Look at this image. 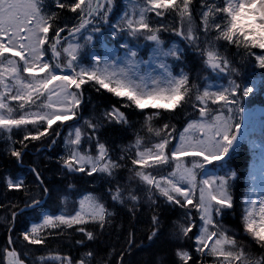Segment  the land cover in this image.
<instances>
[{"label":"snow or ice","instance_id":"obj_1","mask_svg":"<svg viewBox=\"0 0 264 264\" xmlns=\"http://www.w3.org/2000/svg\"><path fill=\"white\" fill-rule=\"evenodd\" d=\"M261 90L264 0H0V264H264Z\"/></svg>","mask_w":264,"mask_h":264},{"label":"rangeland","instance_id":"obj_2","mask_svg":"<svg viewBox=\"0 0 264 264\" xmlns=\"http://www.w3.org/2000/svg\"><path fill=\"white\" fill-rule=\"evenodd\" d=\"M140 54L142 56L146 57L147 56V49L141 48ZM249 73H250V70L245 71V77H244L245 80L249 79ZM255 74H256V72H255ZM211 83L216 84V83H220V81H211ZM253 86L255 87V85H253ZM262 91H260L258 94H255V95L250 94V97L247 98V106L249 108H254L257 111H264V91L263 92ZM148 146H150V144H148ZM240 148L241 149L245 148V150L248 151L247 155L245 157H243L244 159L245 158L247 159V160L245 159L247 162V165L245 167L246 171H245V174L242 178V183H244L248 187L249 197L254 198L258 194L252 191V181H253L254 176H255V174L258 171V168L260 166V160L258 158V154L261 151V148L257 147V141L255 138H251L247 144L241 145ZM249 152H250V155H249ZM225 159H227V157H225ZM233 160L234 159L232 157V160L230 162L229 172L235 173V177L237 179V175L240 176V173H237V169H235V166L232 164ZM215 163H218V162H212L210 164L205 165L204 167L211 169L213 167V164H215ZM199 178L203 179V178H207V177L201 176ZM236 225H237V223H234L233 226L230 228L236 229ZM239 231L242 232V229H239Z\"/></svg>","mask_w":264,"mask_h":264},{"label":"trees","instance_id":"obj_3","mask_svg":"<svg viewBox=\"0 0 264 264\" xmlns=\"http://www.w3.org/2000/svg\"><path fill=\"white\" fill-rule=\"evenodd\" d=\"M109 39H111L109 37ZM250 70L251 72H256V75H260V70L258 69H246L245 71ZM262 91V90H261ZM264 91V90H263ZM262 91V92H263ZM113 100H116L115 97L112 98ZM257 102V101H256ZM255 102V103H256ZM146 144H150V141L147 140L146 138ZM0 147H2V144H0ZM37 147H39V145L37 144ZM43 151L41 153H35V149H33V158L36 157V155H42ZM248 151L244 149H239L238 152L233 156V161L232 164L235 166V169H237V173H240V176L237 175V179L235 180V185H234V189H233V195L235 196V200H236V204H237V215H239V210L242 207V201L243 200H247L249 198V192H248V187L242 183V178L245 174L246 171V165L247 162L246 160L243 158L247 155ZM250 155V152H249ZM2 167V166H0ZM26 173V169H22L18 175H24ZM223 223H225L229 228L233 226L234 223H238L236 217H234L232 214H229L224 220ZM0 243H2V240H0ZM36 247H40V246H36ZM51 248L55 249L57 246L56 245H50ZM66 251V248H61L60 252L61 254H64V252Z\"/></svg>","mask_w":264,"mask_h":264}]
</instances>
